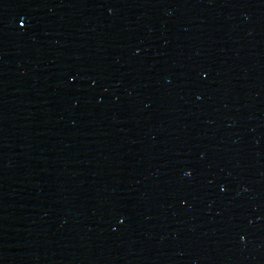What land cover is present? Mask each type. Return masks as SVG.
Instances as JSON below:
<instances>
[{
  "label": "water",
  "instance_id": "1",
  "mask_svg": "<svg viewBox=\"0 0 264 264\" xmlns=\"http://www.w3.org/2000/svg\"><path fill=\"white\" fill-rule=\"evenodd\" d=\"M0 264H264V0H0Z\"/></svg>",
  "mask_w": 264,
  "mask_h": 264
},
{
  "label": "snow or ice",
  "instance_id": "2",
  "mask_svg": "<svg viewBox=\"0 0 264 264\" xmlns=\"http://www.w3.org/2000/svg\"><path fill=\"white\" fill-rule=\"evenodd\" d=\"M20 26L21 27H25V24H24L23 20L21 21V25Z\"/></svg>",
  "mask_w": 264,
  "mask_h": 264
}]
</instances>
